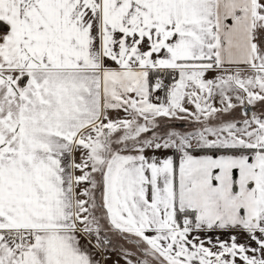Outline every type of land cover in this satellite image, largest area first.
<instances>
[{"label":"snow or ice","instance_id":"obj_1","mask_svg":"<svg viewBox=\"0 0 264 264\" xmlns=\"http://www.w3.org/2000/svg\"><path fill=\"white\" fill-rule=\"evenodd\" d=\"M0 264H264V0H0Z\"/></svg>","mask_w":264,"mask_h":264}]
</instances>
